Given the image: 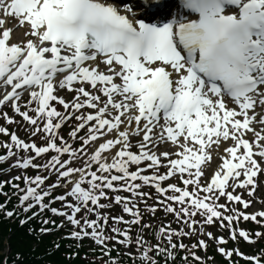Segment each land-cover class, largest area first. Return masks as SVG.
<instances>
[{
  "label": "snow or ice",
  "instance_id": "6c2138e0",
  "mask_svg": "<svg viewBox=\"0 0 264 264\" xmlns=\"http://www.w3.org/2000/svg\"><path fill=\"white\" fill-rule=\"evenodd\" d=\"M0 121V214L66 260L264 264V0H0Z\"/></svg>",
  "mask_w": 264,
  "mask_h": 264
},
{
  "label": "trees",
  "instance_id": "16d2710c",
  "mask_svg": "<svg viewBox=\"0 0 264 264\" xmlns=\"http://www.w3.org/2000/svg\"><path fill=\"white\" fill-rule=\"evenodd\" d=\"M27 229V227H18L16 220L13 222L3 220L0 214V254L5 252L6 244L3 243V240H7L10 249V264L11 257L17 252L25 254L24 264H49V262L51 264H86L80 258L71 261L66 260L64 254L68 249L63 243H61L60 250L55 251L48 239L34 238L29 235ZM48 249H52L50 255L45 254Z\"/></svg>",
  "mask_w": 264,
  "mask_h": 264
},
{
  "label": "rangeland",
  "instance_id": "374dc122",
  "mask_svg": "<svg viewBox=\"0 0 264 264\" xmlns=\"http://www.w3.org/2000/svg\"><path fill=\"white\" fill-rule=\"evenodd\" d=\"M261 180H264V177H261ZM261 189V188H260ZM260 193L262 192V190L259 191Z\"/></svg>",
  "mask_w": 264,
  "mask_h": 264
}]
</instances>
